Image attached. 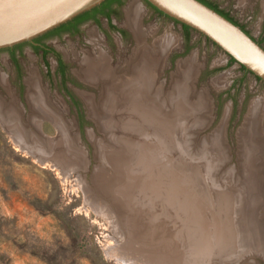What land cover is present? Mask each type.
Segmentation results:
<instances>
[{
  "label": "rangeland",
  "instance_id": "rangeland-1",
  "mask_svg": "<svg viewBox=\"0 0 264 264\" xmlns=\"http://www.w3.org/2000/svg\"><path fill=\"white\" fill-rule=\"evenodd\" d=\"M134 1H138L143 10L139 22L146 32L145 43L152 46L155 39L164 35L171 33L175 36L174 45L166 55L159 77L164 84L165 92L174 88L178 79H181L177 76L179 63L190 58L193 59L192 63L195 66L192 74L193 94L197 96L205 92L210 99L209 111L205 112V116L209 117L207 123L198 126L201 120L199 118L198 121L199 116L196 114L194 120L198 122L191 120L186 128L177 131L179 137L173 136L174 165L180 170L183 168L181 173L188 182L187 189L198 199L194 201L197 206L199 204V197L195 192L197 182L193 176L189 177L190 168L193 172L194 170L200 172L198 173L200 176L207 171L205 177L215 180L217 176L219 182H223L222 179L226 177L228 180L225 184L234 185L241 182L237 179L242 178L240 161H243L244 153H241L243 142L238 133L247 122L253 102L259 98L264 100V82L243 70L240 64L230 63V57L200 33L192 30L187 37L181 24L158 14L145 0H124L120 8V17L114 16L116 23L130 29L127 16ZM210 1L213 3L217 1L223 8L226 2H230L231 5L226 7L230 8L237 20L242 21L240 26L242 28L245 26L257 38L264 36L263 20L260 19L262 8L239 9L236 0ZM102 23L106 25L105 18L102 19ZM137 43L134 33L129 34L124 40L117 34L106 38L102 28L90 21L83 24L76 34L51 37L50 44L68 65L66 78L58 71V60L54 54L43 57L42 52H35L32 46L25 45L24 52L18 54V64L21 67L19 75L7 51L0 52V79L6 82V85H3L0 80V97L6 103H11L13 98L18 101L22 120L26 127L29 126V131L33 130L31 126L33 110L27 99L26 80L35 73L47 92L49 103L62 117V124L58 125L52 119L42 117L39 120L38 131L35 130L33 135L16 136L17 139L0 119V264H155L139 258L137 251L142 248L139 241L140 223L135 225L134 220L136 221L135 218H139L140 215L135 209L132 197L128 195L126 202L121 200L124 193L116 192L120 199L115 200L112 194L109 195L110 192L102 188L104 186L102 182H107L103 179L102 185L97 182V178L112 177L116 172L113 166L101 158L102 154L97 146L99 142L111 145L110 132H105L107 129L102 121H108V125L112 126L116 113L110 111V106L105 107L102 103L103 83L87 82L79 74L83 67L82 63L90 57L96 62L103 56L110 60L112 66L126 68L129 59L138 48ZM261 45L264 46V41ZM186 46L189 47L185 52ZM111 49L113 52H110ZM221 77L223 79L218 86L215 81ZM83 94L92 96L91 105L84 100ZM72 97L76 98L78 104H75ZM117 124H113L115 129L126 128V125L118 127ZM111 126L109 129L113 128ZM116 131L120 137L121 132ZM262 132L264 136V112ZM216 136H219V147L213 146L216 148L214 149L212 145ZM177 139L178 143L175 142ZM209 147H212L210 150L212 152L213 149L214 152L217 150L221 157L214 170L209 167L212 166L211 159V163L206 159L207 164H204V150ZM187 160L191 161L190 168L187 167ZM198 167L206 169L201 173ZM262 185L264 189V183ZM197 187H200L199 184ZM243 196L235 202L243 200L241 205L253 208L257 223L264 221L263 198L256 197L251 200L248 196ZM204 198L201 199V203L206 204L205 209H197L196 215H191L186 209L178 215L175 221L179 230L175 227L174 220L170 224L173 231L169 236L166 235L169 242L166 249L170 256L168 260L165 259L169 261L167 263L264 264V245L260 248H256L258 245L251 247L250 240L245 238L249 237L243 231L247 226L245 222L248 223L249 219L251 222L248 210L240 213L243 216L230 210L219 211L213 199L205 198V201ZM221 201L225 205L230 203L225 197ZM191 218L194 229L202 235L195 234L196 242L192 238L190 241L186 239L182 241L179 237L190 233L188 230L191 229V224H187ZM245 218L248 221H244ZM228 220L231 223L237 222L239 234H235L234 237L232 232L231 234L228 232L230 231ZM216 230L219 233L225 231L222 243L228 249H221L215 257L210 253L205 256L204 252L212 251L215 247V234L219 235ZM205 232L208 248L198 249L202 242L198 238ZM210 232L214 235V240L209 237ZM261 238V235L257 234V241ZM130 239L131 242L134 241L133 245L128 242ZM247 239L249 241L245 243ZM143 250L146 254L149 252L145 248ZM151 250L158 252L161 248L151 247ZM154 257L155 255L152 258ZM165 260L163 262L167 264Z\"/></svg>",
  "mask_w": 264,
  "mask_h": 264
},
{
  "label": "bare ground",
  "instance_id": "bare-ground-1",
  "mask_svg": "<svg viewBox=\"0 0 264 264\" xmlns=\"http://www.w3.org/2000/svg\"><path fill=\"white\" fill-rule=\"evenodd\" d=\"M142 11V7L138 1H134L129 8L127 21L130 28H132L138 42L137 44L139 45L138 48H136L134 55L129 59L126 68L119 69L114 67L108 58L100 56L99 60L96 62L93 57L86 58L82 63L83 67H81L82 69L79 72L80 76H82L87 82L95 84H97V82L103 83L102 103H104L105 107L110 106L111 110L110 108L107 109L116 113L113 118L115 119L114 123H118L117 126L126 125L125 129L124 127H122V129H115L113 127L114 123L112 122L113 124L110 126L114 128L113 130V128L109 129L110 126L107 123V120L109 119L106 118L107 122L102 121L104 124L103 126L107 129L105 132H110V134L108 133L110 139H108L111 141V145L109 146L99 142L97 143V146L100 154H102L101 158L103 157L106 163L113 166L116 169V172L112 177L97 178V182L101 184L102 179L107 182H102L104 185L102 188L108 191V193L110 192L109 195L112 194L113 196H111L114 197L115 200L120 199L117 197L116 192L124 193V197L121 198V200H125L126 202H128V195L132 197L131 200L134 201L135 209L140 215L139 218L136 216V221L134 220L135 225L140 223L139 226H137L139 227V231H141V240L139 241L140 247L142 248L137 252L140 255L139 258L145 261L162 264L165 259L170 257L168 255L169 253L167 254L166 249V245L169 243L166 235L169 236L173 231L171 230L172 228H170V224L173 220H177L179 217L178 215H180L181 212H184L185 209L188 210L191 215H196L197 209H205L204 205L206 204L202 205L201 203L203 197L207 200L213 199L215 201V207L219 211L223 210L225 212V210H230L233 211V213L235 212L238 213V215H241L240 213L248 210V213H250L249 216H251V222L249 219L250 217L248 216L249 222H245L247 226L243 231L249 235V237L245 238H248L250 241L247 239L245 243L249 241V243L251 242V247H256L257 245L256 248L263 247L264 221L257 223L253 208H247L248 206L245 204L241 205L243 200L239 203H236L235 201L241 199V196L243 195L248 196L251 200L256 197L263 198L264 200V189L261 187L264 183V136L262 132L264 100L259 98L255 103L253 102V105L249 110L248 118L246 119L247 122L244 125V128L238 133L239 137H242L243 142L241 153H244L243 161H240L242 178L239 177L237 179L241 180V182L234 185L230 183L225 184V181L228 180L226 177L222 179L223 182H219L217 181V176H215V180H212L210 177L211 175L208 179L207 176L205 177L207 171L201 175L203 176V178H201L198 174L200 172L197 173L195 170L193 172L190 168L191 161L187 160V167L190 168L189 177H194L197 186L198 184L200 186H196L197 190L195 192L199 197V204L196 206L194 203L196 198L192 195L193 192L187 189L188 182L185 180V176L181 173L183 168L180 167V170L174 165L173 146L175 144L173 145V136L176 137V135H178L177 131L184 127L186 128L191 120L196 121L194 120L196 114L199 116L198 121L199 118L201 120L198 126L205 125L209 120V117L205 116V112L208 113L209 111L210 99L205 92L199 93L197 96L193 94L194 85L192 74L195 66L192 63L193 59L190 58L179 63V75L177 76L181 77V79H178L174 88L172 87L170 91L165 92L164 84L159 80V77L162 74L166 55L168 54V51L171 50L170 47L174 45L175 36L171 33H169V35H164L159 39H155L152 46L145 43L146 32L143 31L139 22ZM38 77L39 76L35 73L26 80L28 87L27 99L33 110V115H31V126L33 127V130L29 131V126L26 127V125H24L18 101L13 98L11 103H6L5 100L0 97V119L4 122L6 129L16 139L17 137H23L27 134L33 135L35 130L38 131L39 120L42 117L52 119L57 125L59 123L62 124V117L57 114L56 110H54L53 106L49 103L46 94L47 92L43 89ZM222 79L223 77L217 79L215 83L217 82L216 84L219 86ZM0 80H2L1 82L3 85H6V82H3L4 79ZM223 81H225V79ZM83 98L91 105L92 96L83 94ZM103 111L105 112V110ZM61 130L64 131L63 128H61ZM116 130L121 132L120 137L117 135ZM218 137L219 136L215 137L212 147H219ZM42 140L46 141L45 139ZM178 141L179 140L177 139L175 142L178 143ZM46 144L48 145L49 143ZM212 147L204 150L203 159L205 158L204 161L207 159L209 162L211 159L212 166L209 167H212L211 170H214L213 168H215L216 163L221 160V157L217 150L214 152V149L216 148L213 147V152L210 151ZM64 150L66 149L64 148ZM191 159L194 160V158ZM256 160H258V162H256ZM206 162L207 161H205L204 164H207ZM199 169L201 173H203L206 168ZM208 173L210 172L208 171ZM135 184L137 185L136 188ZM223 197L228 199L230 203L227 205L223 204L221 201ZM257 202L259 204L258 200ZM255 204L257 203L255 202ZM125 210L128 211L127 208H125ZM252 210L253 213H251ZM246 218L244 221L247 220ZM109 221L111 220L109 219ZM175 222V227L178 228V223L177 221ZM113 224L114 227H116V224ZM189 224H191V229L188 230L190 233L184 236L181 235L179 238H181L182 241L185 239L186 241H190L192 238L193 241L196 242L195 234L198 236H201L202 234L194 229L195 226L193 227L192 225V218L187 225ZM228 224H230V231L228 232L230 234L232 232L233 237L235 234H239L236 228L237 222L231 223L228 220ZM218 227H216V229ZM215 232L219 233L217 230ZM224 232H220L219 235L215 234V247L212 251L208 250L207 253L204 252L203 254H205V256L210 253L215 257L221 249H228L222 243ZM257 234H260L262 237L261 239H258L259 242L257 241ZM212 235V232H210L209 237H212L213 239L214 235ZM233 237L231 239H233ZM206 238L207 232H205L202 237L198 238L199 240H202L201 246H199L198 249L208 248ZM128 242L130 243L131 239ZM239 242L242 243V241ZM131 244L133 245L134 241H132ZM151 247L161 248V250L158 252L152 251ZM143 248L149 252H147V254L144 253ZM154 255L155 257L152 258ZM167 260H165L166 263L169 262Z\"/></svg>",
  "mask_w": 264,
  "mask_h": 264
},
{
  "label": "water",
  "instance_id": "water-1",
  "mask_svg": "<svg viewBox=\"0 0 264 264\" xmlns=\"http://www.w3.org/2000/svg\"><path fill=\"white\" fill-rule=\"evenodd\" d=\"M105 0H0V49L33 39ZM165 16L187 25L264 82V46L200 0H147Z\"/></svg>",
  "mask_w": 264,
  "mask_h": 264
},
{
  "label": "flooded vegetation",
  "instance_id": "flooded-vegetation-1",
  "mask_svg": "<svg viewBox=\"0 0 264 264\" xmlns=\"http://www.w3.org/2000/svg\"><path fill=\"white\" fill-rule=\"evenodd\" d=\"M208 1H210V0H208ZM236 1L238 2V8L239 9L240 8H246V7H251V9L262 8L263 12H262L260 19H261V21L263 20L262 22L264 25V0H236ZM123 3H124V0H122V3L115 0V1H112L111 3H109L105 6H103L101 4V5H99V11L97 13H95L96 15L94 17H90L86 20L80 21L79 23L75 22L72 24V26L69 29H67L65 31H59V32H54V33H52V31H51V33H45V34L33 39V41L16 44L14 46H10L7 48H1L0 52L1 51H7L8 57L12 60L14 66H15V70H16L17 74H19V75H21V67L18 64V54L21 52H24L23 47L25 45L32 46V48L35 52H42L43 57H47L48 54H54L58 60V67H59L58 71L62 74V76L64 78H66L68 65L62 60L61 56L57 53L58 51L56 50V48L50 44V38L54 37V36H60L62 34H76L80 31V28L83 24L90 21V22H94L96 25H98L99 28H102L106 38H110L111 36L117 34L121 40H124L125 38H127L129 36V34H133V31L131 30V28L129 29L127 27L121 26L114 21V16L120 17V8L122 7ZM213 4L216 5L219 10H222L224 13H226L228 15V17L231 18L235 23L242 26V21H240L239 19L237 20L235 18L236 16L232 14L230 8L226 7V6L231 5L230 2H226V6L224 8L217 1H215ZM107 12H111L109 16L106 15ZM162 16H165V15H162ZM165 17H167V16H165ZM104 18L107 21L106 25H103V23H102V19H104ZM167 18H169V17H167ZM174 22H177V21H174ZM75 29H78V31L73 33V31ZM243 29H245V31L248 34H250L253 38H255L259 43H261V44L263 43L264 36L262 38H260V37L257 38L254 35H252L250 30H248L245 26H243ZM36 47H39V49H36ZM188 47L189 46H186L185 52L187 51ZM87 52H89V51H87ZM110 52H113V49H111ZM60 60H62L63 65H64L63 71H61V69H60ZM233 63H236V62H233ZM245 71L249 72L248 70H245ZM69 94L72 95V92L69 91ZM72 98H74L73 101L76 102L75 104H78V102L76 101V98L75 97H72Z\"/></svg>",
  "mask_w": 264,
  "mask_h": 264
},
{
  "label": "trees",
  "instance_id": "trees-1",
  "mask_svg": "<svg viewBox=\"0 0 264 264\" xmlns=\"http://www.w3.org/2000/svg\"><path fill=\"white\" fill-rule=\"evenodd\" d=\"M112 1H115V0H105V1L102 2L101 4H102L103 6H105V5L109 4V3H111ZM117 1H119L120 3H122V0H117ZM145 1L147 2V0H145ZM200 1H202V2L205 3V4H207L208 6L212 7L213 9L217 10V11L220 12L222 15H224L225 17H227L228 19H230L231 21H233L231 18L228 17V15H227L226 13H224L222 10H219V9L217 8V6L214 5L212 2H210V1H208V0H200ZM147 3H148V5H150V6H151V7H152L157 13H159L160 15H164V14H163L162 12H160L158 9L154 8L149 2H147ZM101 4H100V5H101ZM98 11H99V5L96 6V7H94V8H92L91 10H88V11H86V12L80 14L79 16L75 17L74 19L70 20L69 22L62 24L61 26H59V27H57V28H55V29H53V30H51V31H52V33H54V32H59V31H65V30L69 29V28L72 26V24L75 23V22H76V23H79L80 21L86 20V19H88V18H90V17H94V16L96 15L95 13H97ZM110 13H111V12H107L106 15L109 16ZM167 17H168V16H167ZM233 22H234V21H233ZM234 23H235V22H234ZM236 24H237V23H236ZM182 26H183V29H184V32H185L186 36L189 37L190 32L192 31V29H191L189 26H187V25H182ZM72 29H73V28H72ZM51 31H49V32H47V33H51ZM77 31H78V29H75V30L73 31V33L77 32ZM36 49H39V47H36ZM46 53H47V52H46ZM229 62H230V63H233V62H235V60H234L232 57H230ZM241 67L243 68V70H246L244 66H241ZM63 68H64L63 62H62V60H60V69H61V71H63ZM257 78H258V77H257ZM258 79H259V78H258ZM259 80H260V79H259Z\"/></svg>",
  "mask_w": 264,
  "mask_h": 264
}]
</instances>
